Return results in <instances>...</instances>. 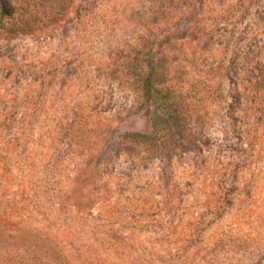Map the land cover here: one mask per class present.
Instances as JSON below:
<instances>
[{
    "label": "rangeland",
    "instance_id": "1",
    "mask_svg": "<svg viewBox=\"0 0 264 264\" xmlns=\"http://www.w3.org/2000/svg\"><path fill=\"white\" fill-rule=\"evenodd\" d=\"M11 1L42 28L0 35V113L19 109L28 159L0 146V230L70 264H264V0ZM150 46L172 117L129 72ZM95 108L114 130L86 168L64 124Z\"/></svg>",
    "mask_w": 264,
    "mask_h": 264
},
{
    "label": "trees",
    "instance_id": "2",
    "mask_svg": "<svg viewBox=\"0 0 264 264\" xmlns=\"http://www.w3.org/2000/svg\"><path fill=\"white\" fill-rule=\"evenodd\" d=\"M41 28L42 27L36 24V17L32 13L19 11L11 0H0V35L14 39L23 35L33 34ZM153 36L156 38L155 35ZM150 38H152V36H150ZM154 54V46L147 47L146 53H140V57L141 55H147L149 60L145 61V63L138 59L133 60L129 72L132 76L136 75V71L140 72L139 75L137 73L138 76L134 80L136 83V80L139 79L140 89L136 91V94L141 95L142 101L148 104H158L167 107L168 114L172 117L175 113L173 107H170V104L177 97H173L172 87L165 89L162 87L160 80L165 74V66L163 63H156L154 61ZM16 107L15 105L4 107L3 112L0 113V118L2 119L0 122V136L2 137L0 146L1 148L8 147L10 150H16V156L14 155L15 160L17 158V161L27 163L28 159L26 155L23 151L19 150V146L22 145V140L25 139L26 125L21 117H18L20 114L18 111L19 109ZM100 114L101 112H99L97 108L92 109L88 116L76 113L75 118L71 122L64 124L67 130V133L66 131L64 133L69 136L70 143L75 144V146L82 151H85L83 153H85L87 159L83 158L82 164H84L86 168L90 165L92 157L104 150L102 144L107 136L114 130V125L110 123L111 119H109V117L103 116L102 118L106 120V122L103 124L99 123V119L101 118L99 116ZM114 116L115 115L112 117ZM177 121L181 122V119ZM167 122H170V120L167 119ZM4 131L7 133L4 134ZM133 137L135 140L141 139L142 144H144L147 139H153L152 135L140 133H133L128 136V138ZM49 138L52 144H58V137L50 136ZM61 142L63 141L59 140V143ZM50 157L52 158L53 155ZM11 159L14 160L13 157H11L10 160ZM86 184L87 183L80 184L78 190L82 191ZM83 194L82 192L81 196H83ZM15 199L16 198L13 197V200H10L8 204L9 209L16 211L25 209L24 207L19 208L20 201ZM83 203L82 209L90 206V203H85V201ZM13 233L14 232L9 229L0 230V256L2 257L0 260L6 263L19 260L18 262H24L26 264H29V261L33 264H70V261L59 246L49 238H44L39 232L33 231V233L29 235L18 233L14 235Z\"/></svg>",
    "mask_w": 264,
    "mask_h": 264
}]
</instances>
